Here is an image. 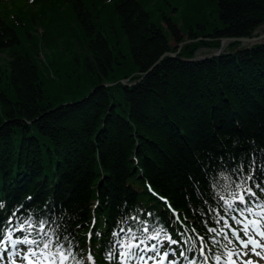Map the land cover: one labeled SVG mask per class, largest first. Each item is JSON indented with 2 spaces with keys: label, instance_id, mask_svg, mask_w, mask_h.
Wrapping results in <instances>:
<instances>
[{
  "label": "trees",
  "instance_id": "obj_1",
  "mask_svg": "<svg viewBox=\"0 0 264 264\" xmlns=\"http://www.w3.org/2000/svg\"><path fill=\"white\" fill-rule=\"evenodd\" d=\"M40 1L39 15L14 3L0 17V53L7 52L0 64L4 194L23 186L32 198L56 181L59 223L77 235L94 200L98 225L113 226L143 200L132 187L146 191V181L202 231L212 217L213 181L264 156V44L232 43L231 54L166 58L149 70L185 40L204 38L184 46L181 56L189 59L218 48V38L252 37L264 25V0H211L218 23L197 25L202 32L188 24V36L164 11L157 24L139 0ZM60 42L69 53L64 63L75 68H57L52 77L38 63L39 48ZM143 74L132 87L105 86ZM70 79H78L74 88Z\"/></svg>",
  "mask_w": 264,
  "mask_h": 264
},
{
  "label": "snow or ice",
  "instance_id": "obj_2",
  "mask_svg": "<svg viewBox=\"0 0 264 264\" xmlns=\"http://www.w3.org/2000/svg\"><path fill=\"white\" fill-rule=\"evenodd\" d=\"M261 171L264 174V168ZM233 172L234 177L221 188V191L227 190L228 198L220 197L221 200H224L225 212H229L231 215H221L217 223L229 220L230 235L235 237V240L225 237L230 244L242 249H247L249 243L254 248L264 246L259 245L258 241L249 235L250 231L255 229L260 236L264 237V230H261L260 227V225H264V201L257 203L260 198L254 190L259 189L264 192V188L260 184L250 183L253 181V176L242 175L244 172L243 164L238 165L233 169ZM220 178L227 179L223 172L220 173ZM213 179L215 178L213 177ZM29 199L31 198L29 197ZM253 205L261 209L257 219H251L248 215L249 213L255 215ZM169 207L171 206L169 205ZM0 208H3L2 203H0ZM148 215L151 216L152 213H148ZM173 216L176 219L179 218L175 210H173ZM131 220L133 223L128 224L127 228L121 227L120 229V233H127L123 238H120V233H113V236L117 238L116 243L120 245L121 249L119 251L120 264H148V261H153L154 264H165V262L166 264H178L176 259H168L170 252L173 256L175 255L176 249L169 247V250L161 252V247L164 246V240H160L161 233H164L169 246L180 243L179 240L172 238L167 228L161 225L150 229L147 220L141 221L137 217H131ZM231 221H234L235 224L233 225ZM54 223L43 215L40 217L30 216L25 220H17L16 223H13V217L9 216L5 223L0 224V264H69V262L71 264H85V258H76L78 254L74 251L71 241L63 235L58 225L52 226ZM126 223L127 221H122V224ZM216 231L215 228H207V232L215 233ZM241 231H243V235H241ZM223 232L224 229H221V233ZM197 235L201 242L198 251L200 255L204 256L206 262L208 257L205 255V236ZM153 240L159 241L160 246L158 247L157 243H151ZM213 243L219 244L220 242L213 238ZM223 247L224 253L217 252L214 255L216 264H220L224 256L227 257L226 264H236L232 257H239L241 253L228 251V245H223ZM243 254L246 255L247 253L244 252ZM180 255L183 256L184 252H180ZM5 256H7V260H5ZM114 258L115 250L109 253L107 259ZM86 259L91 261V264H95L91 254ZM188 264H197V262L189 260ZM246 264H253V261L249 260Z\"/></svg>",
  "mask_w": 264,
  "mask_h": 264
},
{
  "label": "rangeland",
  "instance_id": "obj_3",
  "mask_svg": "<svg viewBox=\"0 0 264 264\" xmlns=\"http://www.w3.org/2000/svg\"><path fill=\"white\" fill-rule=\"evenodd\" d=\"M142 1L145 5V8L153 13L154 19L157 22H159L160 15L164 11V14H167L168 16H171L176 22H178L183 29V34L188 36V24H194L196 25V29L198 32H202L203 30L199 28L197 25L200 24H216L217 22V14L214 13L215 5L211 2V0H139ZM177 9V10H174ZM200 11L199 15L197 13ZM202 12V13H201ZM159 24V23H157ZM160 25L164 28L165 32H169L167 29V26L162 18V22ZM264 31V28L261 29V32ZM39 35L44 34V31L40 29ZM45 36V35H44ZM42 36V37H44ZM73 41L75 39L73 38ZM69 44V43H68ZM40 46V45H39ZM38 46V47H39ZM42 48H39V57L38 63L42 64L44 67L43 69H47L46 71L50 72L47 74H50L52 77L55 76L57 68L62 69L64 74L69 73L73 70L68 64H65L64 62L67 61L65 59L69 53L63 54V51L65 50V43H58L57 45H54L52 47H44L43 45L40 46ZM70 54H76L77 51L72 48V46H69ZM206 52V51H201ZM199 53V54H200ZM212 53L211 52H208ZM63 57V59L61 58ZM7 59V52L6 53H0V64H3L2 60ZM56 62H59V65L56 67H53ZM68 62V61H67ZM49 65V66H48ZM46 66V67H45ZM68 68V70H66ZM49 76V75H48ZM78 79H70L69 85L71 87H75L72 85V83H75Z\"/></svg>",
  "mask_w": 264,
  "mask_h": 264
},
{
  "label": "water",
  "instance_id": "obj_4",
  "mask_svg": "<svg viewBox=\"0 0 264 264\" xmlns=\"http://www.w3.org/2000/svg\"><path fill=\"white\" fill-rule=\"evenodd\" d=\"M201 39L199 37L197 38H194V39H190V40H185L183 43L179 44L178 45V51L177 53L175 54H171V53H165L163 56L160 57V59L158 60V62L156 64H154L151 68H150V71L153 70L156 65H158L160 62H162V60L165 58V57H173V58H178L179 56V53H180V50L183 48L184 45H187V44H190V43H194V42H197V41H200ZM264 40V34L260 35L259 37H255V38H239V39H222L223 42L225 41H239V42H242V43H255V42H258V41H263ZM121 83L123 84H127L126 81H122Z\"/></svg>",
  "mask_w": 264,
  "mask_h": 264
},
{
  "label": "bare ground",
  "instance_id": "obj_5",
  "mask_svg": "<svg viewBox=\"0 0 264 264\" xmlns=\"http://www.w3.org/2000/svg\"><path fill=\"white\" fill-rule=\"evenodd\" d=\"M20 210H21V211H24V209H23V208H21Z\"/></svg>",
  "mask_w": 264,
  "mask_h": 264
}]
</instances>
